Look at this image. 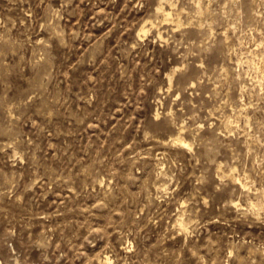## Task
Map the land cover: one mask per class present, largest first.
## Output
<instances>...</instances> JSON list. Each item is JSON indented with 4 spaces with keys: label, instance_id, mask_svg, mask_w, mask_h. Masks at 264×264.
<instances>
[{
    "label": "rangeland",
    "instance_id": "obj_1",
    "mask_svg": "<svg viewBox=\"0 0 264 264\" xmlns=\"http://www.w3.org/2000/svg\"><path fill=\"white\" fill-rule=\"evenodd\" d=\"M263 66L264 0H0V264H264Z\"/></svg>",
    "mask_w": 264,
    "mask_h": 264
},
{
    "label": "bare ground",
    "instance_id": "obj_2",
    "mask_svg": "<svg viewBox=\"0 0 264 264\" xmlns=\"http://www.w3.org/2000/svg\"><path fill=\"white\" fill-rule=\"evenodd\" d=\"M197 4V2H196ZM169 13H166V15H168ZM264 69V66L263 68ZM262 72V70H261ZM264 72V71H263ZM169 79V78H168ZM175 141H177L178 143H180L181 145H190V143L186 142V140L181 136V135H177L175 138H174ZM237 178V177H236ZM238 179V178H237ZM240 180V179H239ZM179 225H180V228L181 229H186L187 228V225L186 223L184 222V220H179ZM106 261L108 260V257L106 256L105 257Z\"/></svg>",
    "mask_w": 264,
    "mask_h": 264
}]
</instances>
